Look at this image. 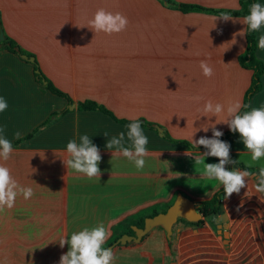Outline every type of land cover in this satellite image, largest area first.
I'll use <instances>...</instances> for the list:
<instances>
[{"label":"crops","instance_id":"crops-1","mask_svg":"<svg viewBox=\"0 0 264 264\" xmlns=\"http://www.w3.org/2000/svg\"><path fill=\"white\" fill-rule=\"evenodd\" d=\"M239 2L0 0L4 39L31 53L39 72L72 100L46 89L35 75L33 62L6 49L0 51V97L8 105L0 112V127L13 145L9 159H0V164L10 169L20 186L31 187L34 193L27 200L18 194L14 207L0 212V244L53 243L58 237L67 238L70 229L122 226L125 212H149L156 205H169L178 193L198 205L223 187L218 180L204 177V164L196 163L206 150L172 142L162 133L165 130L193 145L191 135L196 129L193 140L212 138L211 128L202 130L210 124L223 133L229 131L227 124L219 122L225 120L230 105H242L252 77V70L239 63L246 48L245 16L228 14L233 19L225 21L219 19L222 14L182 12L174 4L238 9ZM256 3L264 5V0ZM101 8L126 16V29L112 35L93 32L88 21ZM254 33L255 56L264 65V49L257 46L264 27ZM202 60L213 68L211 78L202 74ZM261 81V89L250 98V110L264 108V71ZM86 99L105 106L119 119L152 123L153 128L141 125L148 138L142 170L105 147L124 132V146L130 148L126 127L130 123L118 122L98 109H78V101ZM208 101L221 104L224 111L216 117L204 114ZM63 109L57 119L14 145L16 132L23 136L50 113ZM83 135L99 149V178L88 179L63 163L70 158L67 143H79ZM229 145L233 167L264 168V157L253 162L239 133L229 137ZM218 162L216 157H204L205 164ZM251 179L241 201L236 193L228 199L221 194L218 210L209 214L211 220L202 214L194 226L180 225L174 244L161 226H155L139 241L115 245L113 264H264V198L255 192ZM175 232L174 224L171 236ZM47 236L52 239H42Z\"/></svg>","mask_w":264,"mask_h":264},{"label":"clouds","instance_id":"clouds-1","mask_svg":"<svg viewBox=\"0 0 264 264\" xmlns=\"http://www.w3.org/2000/svg\"><path fill=\"white\" fill-rule=\"evenodd\" d=\"M219 19L228 21L232 20L233 17L222 14ZM243 23L247 25L248 30L251 32H257L264 27V5L253 3L250 6L249 14L244 17ZM127 25L128 19L126 16L121 13L107 12L103 8L98 9L93 18L88 21V27L93 32H103L107 35L120 33L126 29ZM237 35L244 36V33L239 32ZM234 43H236L235 39L232 44ZM257 46L264 49V35L259 37ZM200 68L205 77H212L213 68L207 61L202 60ZM191 99L199 101L201 98L192 97ZM7 107V101L0 97V112L5 111ZM241 107L242 105L239 102L230 105L227 108L225 120L219 123H225L229 131L239 133L244 148L251 153V160L253 162L259 161L264 157V108H253L239 114ZM243 107L247 108L248 106L243 105ZM223 111L221 104L213 105L211 101L206 102L202 109L204 114H211L210 117H216ZM126 127L128 129L127 140L131 142L130 148L124 146V132H121L118 137H112L108 140L105 147L109 150L115 149L128 160L134 162L138 170H142L145 166L144 157L148 155L146 150L148 138L144 135L140 122H132ZM209 128L212 129V138L201 137L198 140H193V135L199 129H196L191 135L194 146H203L206 149L202 155L203 160H196V163L204 164L202 175L209 180H218L223 186L224 199H228L233 193L238 194L242 188L247 187V178H252L254 174L249 171H241L239 168L226 169V165L235 164V160L230 159V145L220 139L223 132L217 130L214 124L203 127L202 130L207 132ZM4 132L5 129L0 127V159L7 161L13 151V145L3 135ZM107 135L108 133L105 132L104 136ZM15 138H21L20 132L15 133ZM66 151L70 158L63 161V163L67 168L83 174L88 179L100 177L101 170L98 164L101 161V155L98 147L91 142L89 136H80L79 143L70 140L67 143ZM207 156L216 157L219 162L205 164L204 157ZM254 178L257 180V184L254 186L255 192L264 194V168H261L258 176ZM18 194H22L23 198L27 200L34 193L31 187L20 186L12 178L10 170L0 164V212H3L5 208H13ZM107 236L108 232L105 227L100 225L91 230L85 228L78 233H74L70 239H60L59 246L63 248L65 244H68L69 250L66 254L61 255L59 264H113L115 260L113 251L102 247Z\"/></svg>","mask_w":264,"mask_h":264},{"label":"trees","instance_id":"trees-1","mask_svg":"<svg viewBox=\"0 0 264 264\" xmlns=\"http://www.w3.org/2000/svg\"><path fill=\"white\" fill-rule=\"evenodd\" d=\"M253 3H256V0H240L238 9H216V8L204 7V6H201L199 4H194V3H175L174 5L177 9H179L182 12L198 11V12L215 13V14H231V15L246 16L249 14L250 6ZM0 28H1V24H0ZM245 40H246V48H245L244 53L239 57V63L243 67L252 70V77H251L250 85H249L248 89L246 90V92L244 93L243 103H242V107L240 108L239 114H243L246 111H250V108H249L250 98L254 93H256L257 91H259L261 89V87H262L261 76H262V73L264 71L263 62L255 56V48H256L255 33L249 31L247 28V25L245 28ZM3 49H6L12 53H15L19 57H20V54H26L28 56L32 55L31 53L26 52L23 48H21L20 45H18V43H16L14 40H12L8 37H5V39L3 41H0V51ZM32 64H33L34 70L39 69L36 60ZM35 75L39 81H41L42 79H44L46 81L44 86L51 93L66 98V100L70 103L72 102V100L68 96V94H66L65 92L56 88L41 72H39V74L35 73ZM243 105H247L248 107L245 108V107H243ZM77 108L81 109V110L98 109L104 113H107L114 120H116L118 122L132 123V122L138 121L143 126L153 128L152 123H150L144 119H140V118L136 119V120L119 119L116 116H114V114L109 109H107L105 106L98 104L97 102H95L93 100L86 99L83 101H78ZM65 110L66 109L50 113V115L44 121H42L40 124H38L32 131L21 136L20 139H17L14 142V145H17L18 143L32 137L41 128L47 126L52 121L57 119ZM162 134L166 139H168L172 142L182 143V144L187 145L190 148L206 150L203 146L196 147V146H193L191 143H189L185 140L174 139L165 130L163 131ZM233 134H234V132L226 131L223 133V135L220 137V139L229 144V137L232 136ZM230 159L235 160V158L231 154H230ZM231 165H234V164L226 165V169L231 170ZM239 166L244 171L247 170V168L242 167L241 165H239ZM254 172H256L257 175L259 174V170H255ZM221 194H224L223 193V187L220 190H218L212 198L201 202L199 209L202 212V214L207 215L209 213H213V212H216L218 210L219 204H220V195ZM158 212H160V211L159 210H152L150 212H141V214H139L138 217L135 219L134 218H132L131 220L124 219L123 224L126 225L125 232L126 233H133V231L130 227L131 225H136L138 227H142L145 217L153 216V215L157 214ZM178 220L186 221L185 219H181V218ZM188 223H191V222H188ZM125 232L124 231L121 232L118 236L115 237V239L118 238L120 235H122ZM115 239L108 242V244L106 246L111 244Z\"/></svg>","mask_w":264,"mask_h":264},{"label":"rangeland","instance_id":"rangeland-1","mask_svg":"<svg viewBox=\"0 0 264 264\" xmlns=\"http://www.w3.org/2000/svg\"><path fill=\"white\" fill-rule=\"evenodd\" d=\"M8 168V167H7ZM9 169V168H8ZM236 169V167H233L231 165V170ZM10 170V169H9ZM239 170L244 171L241 167ZM246 171H249L254 174V169H247ZM255 176H258L257 173L255 172L254 176L250 181L253 183V187L257 184V180L254 178ZM251 178V177H250ZM249 179V178H247ZM255 188V187H254ZM95 188L93 187L90 190H94ZM98 191V189L96 188ZM261 194V193H260ZM244 195H246V192L244 191V188L241 189L240 193H236V200L241 201L243 199ZM262 197L264 198V195L261 194ZM196 202V201H195ZM197 203V202H196ZM201 205V202L198 203V206ZM220 205V204H219ZM167 204L163 205H156L154 210H159V211H165L167 209ZM150 212V211H149ZM124 214V219L131 220L132 218H137L141 212H125ZM211 214V213H209ZM207 214L206 217L211 220L209 217L210 215ZM200 220L196 221L195 223H188L186 221H181L177 220L175 223V233L174 236H171V240L173 244L175 243L176 238L179 236V226L180 225H191L194 226L196 223L200 222ZM93 229V228H91ZM90 229V230H91ZM82 230V229H81ZM126 230V225L122 224V226L119 223L111 224L110 228H106V231L108 232V236L106 239V242L102 246L103 248L106 249V245L108 242L112 241L115 239L116 236H118L121 232ZM178 230V233H177ZM47 232V231H45ZM80 232L78 229H70L68 232V237L66 239H70L71 235L74 233ZM134 232V231H133ZM43 240L45 239H52V237H42ZM54 239V238H53ZM61 238H57L53 243L49 242H41V243H28V244H21V245H3L0 244V264H59V260L61 255L66 254L67 251L69 250V245L65 244L63 248L59 246L58 240ZM109 239V240H108ZM193 242V241H191ZM213 246V245H212ZM9 247V248H7ZM20 252V254H18ZM198 252H203V251H198ZM206 254H211L210 250H205L204 251ZM215 252V251H214ZM20 255V258L18 257ZM207 256L210 258V256ZM5 256V257H3ZM207 260V259H206Z\"/></svg>","mask_w":264,"mask_h":264},{"label":"water","instance_id":"water-1","mask_svg":"<svg viewBox=\"0 0 264 264\" xmlns=\"http://www.w3.org/2000/svg\"><path fill=\"white\" fill-rule=\"evenodd\" d=\"M4 39L2 31H0V40ZM20 57L26 61L34 62V56H28L26 54H20ZM35 72L39 74V70L36 69ZM43 83H46L42 79ZM73 104L69 105V108L72 109ZM158 131H161V128L158 125H154ZM222 209V207H221ZM202 213L199 209L197 203L192 201L190 198L178 193L174 201L167 207L163 212H158L153 216H148L144 218V223L142 227L136 225H131V229L134 231L133 234L123 233L118 238H116L111 244H109L106 249H111L117 244H125L128 241H139L143 235H145L151 228L155 226H161L166 233L168 240L171 239V234L173 232V225L177 222L178 219H185L189 222H196L200 220ZM221 221H224L225 215L220 218Z\"/></svg>","mask_w":264,"mask_h":264}]
</instances>
